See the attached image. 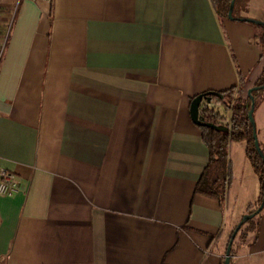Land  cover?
Instances as JSON below:
<instances>
[{
	"label": "crops",
	"instance_id": "obj_1",
	"mask_svg": "<svg viewBox=\"0 0 264 264\" xmlns=\"http://www.w3.org/2000/svg\"><path fill=\"white\" fill-rule=\"evenodd\" d=\"M241 18L264 23V0ZM0 24V167L20 179L0 264H221L258 180L233 142L224 203L194 193L208 151L190 102L261 74L255 28L211 0H0ZM231 250L264 264V208Z\"/></svg>",
	"mask_w": 264,
	"mask_h": 264
},
{
	"label": "trees",
	"instance_id": "obj_2",
	"mask_svg": "<svg viewBox=\"0 0 264 264\" xmlns=\"http://www.w3.org/2000/svg\"><path fill=\"white\" fill-rule=\"evenodd\" d=\"M211 1L219 21L223 22L227 20L232 0ZM248 3L249 0L234 1L233 21H239L238 19L241 18L242 13L247 11ZM252 25L255 28V34L251 38V43L255 44L260 50V57L256 67L262 68L261 74L256 79H253L252 75L242 77L238 72V82L235 86L216 92L221 94L220 98L211 96L210 102H204L200 107L199 115L204 123L223 126L227 130L219 131L205 126L199 127L202 140L208 151V162L194 188L195 194L212 198L223 204L226 199L228 185L231 181L229 145L233 142H243L245 144V156L257 177L259 186V196L254 203L249 204L246 214L254 213L264 196V163L254 147L252 127L248 119V111L250 109L248 90L264 85V28L260 25ZM1 30L0 24V32ZM262 94H264V90L252 91V97L255 100L254 112L259 103L258 99ZM217 106H221L223 112L228 113L229 116L225 117L223 112L218 111ZM258 143L263 152L259 141ZM260 214L261 211L252 219L244 222L236 235L237 239L245 238L248 231H255ZM221 264H224V259Z\"/></svg>",
	"mask_w": 264,
	"mask_h": 264
},
{
	"label": "water",
	"instance_id": "obj_3",
	"mask_svg": "<svg viewBox=\"0 0 264 264\" xmlns=\"http://www.w3.org/2000/svg\"><path fill=\"white\" fill-rule=\"evenodd\" d=\"M234 1L232 0L230 7H229V11H228V19L229 20H233L234 18L232 17V12H233V6H234ZM240 22H246V23H251V24H256V25H260L264 28V23L251 19V18H240L238 19ZM253 90H264V85L261 87H254L248 90V96L250 98V109L248 111V119L250 122V125L252 127V137L254 140V147L258 153V155L261 157L263 163H264V154L261 151V148L259 146L258 143V138H257V133H256V125H255V121H254V117H253V113H254V105H255V100L252 97V91ZM211 96H215V97H221V94L216 93V92H208V93H204V94H200L198 96H196L195 98L192 99V101L190 102V117L192 122L197 125V126H205L211 129H215V130H219V131H226L227 129L223 126H215L213 124L210 123H204L202 121V118L199 115V109L202 105L203 102H210V97ZM264 208V196L262 197V200L258 206V208L255 210L254 213L251 214H245L242 216L241 220L238 222V224L235 226V228L233 229L232 233L230 234L229 240H228V244L226 247V251H225V256H224V264H230V259H231V248H232V244L233 241L236 238V235L238 233V231L240 230V228L242 227V225L244 224V222L252 219L256 214H258L262 209Z\"/></svg>",
	"mask_w": 264,
	"mask_h": 264
},
{
	"label": "built area",
	"instance_id": "obj_4",
	"mask_svg": "<svg viewBox=\"0 0 264 264\" xmlns=\"http://www.w3.org/2000/svg\"><path fill=\"white\" fill-rule=\"evenodd\" d=\"M9 27V25H7ZM2 28L0 32V63L4 55L5 46L8 38L9 28ZM20 188V179L18 176L2 167H0V196L12 197Z\"/></svg>",
	"mask_w": 264,
	"mask_h": 264
},
{
	"label": "rangeland",
	"instance_id": "obj_5",
	"mask_svg": "<svg viewBox=\"0 0 264 264\" xmlns=\"http://www.w3.org/2000/svg\"><path fill=\"white\" fill-rule=\"evenodd\" d=\"M241 23H245V24H247V25H251V26H253L252 24H250V23H246V22H241ZM236 143H238V142H234L233 144H236ZM242 143V142H241ZM230 159V158H229Z\"/></svg>",
	"mask_w": 264,
	"mask_h": 264
}]
</instances>
